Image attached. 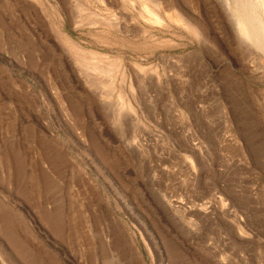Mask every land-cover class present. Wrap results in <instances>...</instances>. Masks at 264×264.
I'll return each instance as SVG.
<instances>
[{
    "label": "rangeland",
    "instance_id": "1",
    "mask_svg": "<svg viewBox=\"0 0 264 264\" xmlns=\"http://www.w3.org/2000/svg\"><path fill=\"white\" fill-rule=\"evenodd\" d=\"M223 5L0 0V264H264V53Z\"/></svg>",
    "mask_w": 264,
    "mask_h": 264
},
{
    "label": "bare ground",
    "instance_id": "2",
    "mask_svg": "<svg viewBox=\"0 0 264 264\" xmlns=\"http://www.w3.org/2000/svg\"><path fill=\"white\" fill-rule=\"evenodd\" d=\"M220 1L223 2V7L228 12L234 32L238 36L236 37L250 42L255 48L264 53V0ZM231 1L232 3H230ZM77 6L80 7V5ZM184 25H188V23ZM189 28L191 27L189 26Z\"/></svg>",
    "mask_w": 264,
    "mask_h": 264
}]
</instances>
